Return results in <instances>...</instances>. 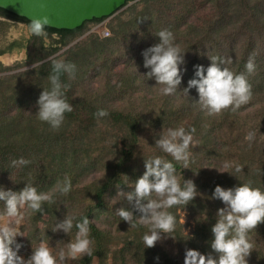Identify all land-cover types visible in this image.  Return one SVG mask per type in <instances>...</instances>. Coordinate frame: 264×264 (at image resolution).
<instances>
[{
    "label": "trees",
    "instance_id": "16d2710c",
    "mask_svg": "<svg viewBox=\"0 0 264 264\" xmlns=\"http://www.w3.org/2000/svg\"><path fill=\"white\" fill-rule=\"evenodd\" d=\"M140 3L141 8L138 7ZM0 12L26 25L30 21L2 8ZM106 18L87 21L72 30L46 26L48 36L56 34L59 38L55 45L47 48L42 37L35 35H31L25 45L20 43V47H25L27 51L25 65L35 64V68L30 72L0 76V186L19 191L25 183L31 182L38 191H48L65 176L73 181L81 169H99L100 176L93 178L78 192L71 187L67 193H53V199L42 204L46 215L31 210L28 214L31 215L29 221L36 229L34 232L42 234L44 230L42 239L52 247L54 256L75 236V223L84 217L89 219L92 252L74 259L76 264H91L94 257L105 253L113 232L100 229L92 218L95 212L109 205V192L114 193L117 188L128 190L130 183L142 175L143 171L137 170L139 157L134 152L143 133L158 139L160 132L168 127L194 128L193 140L197 144L193 146L190 142V151L201 152L214 160L228 153L234 159L232 165L238 163L242 166L241 172L233 173L235 176L225 172L216 176L207 174L194 180L197 196L186 205H174V209L176 206L186 208L196 219L200 218L206 223L212 220L214 224L217 209L223 207L220 200L210 199L216 185L230 188L248 183L264 191V0H141L126 12L111 18L109 37L89 33L73 43L87 24ZM162 28L173 32L175 42L184 52L185 63L182 67L186 71L182 73L181 88L186 87L187 81L193 78L194 65L207 67L211 63L207 55L231 57L232 62L226 66L234 73L244 72L251 86L248 102L235 111L229 108L208 116L192 103V99L197 98L195 89L189 90L190 97L183 93H160L154 86V80L141 76L147 71L143 67L141 53L158 42L155 34ZM250 57L255 70L247 73L245 63ZM52 59H64L76 65L74 78L69 79L64 73L60 75L62 83L68 85L64 93L72 105V111L65 113L62 125L56 130L35 118L36 101L42 90L34 91L27 80L28 75H35L37 81L41 78L47 80ZM122 61L124 63L119 66ZM13 69L15 67H5L0 63V73ZM85 81L87 93L82 89ZM94 82L98 85L94 86ZM28 93L32 94L29 98ZM136 95L152 100L149 113L138 106L129 105ZM98 109L106 110L107 115L97 117L95 113ZM249 131L254 133L252 141L245 139ZM101 140L107 141L108 148L96 146ZM191 156L189 164L191 170H195L197 167L192 164ZM20 157L30 163L20 167L10 166L13 159ZM166 158H170L176 172L189 179L190 170L184 168L183 162L169 156ZM95 164L100 167L97 168ZM227 171L232 172V169ZM73 192L81 194V213L74 217L71 232H53L52 226L64 218L67 207L76 203L75 199L67 198L75 196ZM173 208L170 210L174 211ZM2 213L3 204L0 202V215ZM138 215L134 211V216ZM44 217L48 219L44 220ZM41 223L42 229L39 227ZM200 224L199 228L204 230L201 221ZM182 227L175 220L174 229L165 236L176 238L178 244L185 243L190 248L189 236L183 234ZM147 231L148 227L140 224L130 228L131 233L119 250L123 257L126 252L132 255L135 247L144 246L142 236ZM198 237L201 238L199 234ZM208 238L211 239L212 235ZM249 240L252 249L246 258L247 264H264V221L250 231ZM18 242L22 243V247L28 244L21 240ZM207 246L211 251L210 245L196 244L192 248L199 249L198 252L206 256L210 253ZM159 249L156 264H182L184 257L179 259L169 255L162 245ZM152 250L146 254L157 258ZM138 259L145 258L141 254ZM57 262L63 263L59 257Z\"/></svg>",
    "mask_w": 264,
    "mask_h": 264
},
{
    "label": "clouds",
    "instance_id": "9594fccd",
    "mask_svg": "<svg viewBox=\"0 0 264 264\" xmlns=\"http://www.w3.org/2000/svg\"><path fill=\"white\" fill-rule=\"evenodd\" d=\"M49 25L46 15L31 18L27 24L30 35L47 37L45 31ZM158 42L147 47L141 53L143 67L147 70L141 76L155 81L154 86L164 95H175L183 93L189 96V90L195 89L197 98L192 103L198 106L205 115L219 114L225 109L231 108L235 111L240 105L248 102L251 96V86L244 72L234 73L226 65L232 62L231 57H219L213 55L208 57L211 63L194 65L193 78L187 81L186 87L181 88L182 73L186 71L182 67L185 63L184 52L181 46L175 42L174 34L167 28L160 29L156 34ZM52 69L48 75V86L41 91L36 104L35 118L46 122L53 129H58L64 119L65 113L72 111V105L66 100L64 89L67 84L60 80L61 73L67 74L69 79L74 78L76 65L64 59H52ZM136 70L137 67L134 64ZM247 73L255 70V64L250 57L245 63ZM97 117L107 115L106 110L98 109ZM194 128L186 130L183 126L168 127L155 139V147L161 152L172 157L173 160L183 162L184 168L189 164V145L193 140ZM254 133L249 131L245 139L252 141ZM30 161L24 157L13 159L12 167H20L29 164ZM223 169H232L227 172L231 175L242 171L240 164L231 165L225 162ZM145 171L130 183L127 191L119 188L116 195L122 197L128 207H118L116 215L127 222L131 227L137 224L145 225L149 231L142 236L145 247L150 248L171 232L175 227V217L168 211L174 205H186L195 196L197 188L192 179H178L173 163L161 156H153L144 159ZM235 176V175H234ZM71 188V180L65 176L58 180L49 191H38L31 183L19 191L5 189L0 186V202L3 204L2 215L7 218H15L18 224L23 216L21 209L31 212H41L43 202L51 201L53 193H67ZM155 196L156 198H152ZM210 199H218L223 207L217 209L216 221L211 227L212 239L210 248L215 253L201 254L197 250L188 249L185 253L184 264H247L249 251L252 244L249 233L264 221V191L252 187L248 183L239 186L224 188L216 185L211 193ZM134 211L138 216H134ZM74 217L66 215L62 220L52 226V231H63L69 233L74 226ZM77 229L75 238L70 240L61 248L58 256L63 260L65 256L73 258L81 254H91L92 241L89 237V219L84 217L75 223ZM17 236H24L12 223L0 225V264H58L57 257L52 254L47 240L41 239L32 246V252L26 259L19 255L23 246L17 242ZM158 259V257L156 258Z\"/></svg>",
    "mask_w": 264,
    "mask_h": 264
},
{
    "label": "rangeland",
    "instance_id": "374dc122",
    "mask_svg": "<svg viewBox=\"0 0 264 264\" xmlns=\"http://www.w3.org/2000/svg\"><path fill=\"white\" fill-rule=\"evenodd\" d=\"M141 1V0H138ZM137 2V1H136ZM136 2H129L125 7H123L121 10H119L117 13H115L113 16L121 14L123 12H126V10L133 5ZM139 8L142 7V4L140 3L138 5ZM127 14V13H126ZM108 17L105 20H102L100 22H94V23H89L87 24L84 32L78 36L73 43L78 42L79 40L85 38L89 32L95 27V25H97L98 23H103L105 27H108L109 23L111 22V18L113 17ZM27 25L25 23H16V24H11V23H7V25H1L0 28L3 29V31H1L0 33V46H2L5 43H8L10 41H13L15 39H18L20 41H22L21 43H26V41L31 37V35L28 33L27 31ZM110 30V29H109ZM43 42L45 44V46L47 48H49L52 45H55V42L59 39L58 36L56 34H52L51 36H48L46 38L42 37ZM64 49L60 50L57 54L61 53ZM2 58H7V59H11L12 62L9 65H6L5 63H3V61L1 60ZM27 61V51L25 49V47H20V49H14L12 52L10 53H5L4 55H2V57H0V63L5 66V67H15V69L8 71V72H4V73H0L1 75H9V74H15V73H19V72H24V71H28L30 72L33 68H35V64L34 65H25ZM122 63H124L123 61L121 62V64H119V66L122 65ZM30 74V73H29ZM35 75H28V85H30L31 87H33L34 91L37 90H43V88L48 86V81L45 78H41V79H34ZM34 85V86H33ZM90 85V83H89ZM92 85V82H91ZM98 83L94 82V86H97ZM83 92L87 93V82L85 81L83 83ZM33 93V92H32ZM32 94L28 93V98L31 96ZM151 99H148L144 96H137L135 97L134 101L132 103H130L129 105L135 107L138 106L140 110H144V112L149 113V111L152 109V107L150 106L151 103ZM122 105H124V103H122ZM135 109V108H134ZM254 111H252L253 113ZM245 131H248L247 128L244 129ZM254 130V129H252ZM147 133V132H146ZM155 135V134H154ZM143 137V138H142ZM140 140H138L139 142L136 144L135 147V156L139 157L138 159V167L137 170H142L143 172L145 171L144 168V159H148L150 157L153 156H161L165 159H167L166 157H171L170 155L163 153L160 151L159 148L155 147V139L154 137H150L146 134H141L139 136ZM110 138H108L107 136V140H109ZM264 141V139H263ZM107 141H99L96 146L97 147H107L106 145ZM120 143V142H119ZM192 145L195 146L197 144L196 140H192ZM95 146V147H96ZM120 146V144H119ZM264 147V145L262 146ZM108 148V147H107ZM190 155H192V164L197 167V169H192L191 170V164H188V168L190 170V175H189V179L194 180H198L199 178H203L204 176H206L207 174H211L213 176L216 175H220L221 172H218L217 170L220 171H227L228 169H223L222 165L227 162L229 164L232 165L234 159H231L230 156L228 155V153H226L225 155H223L222 157H216V159L214 160L213 158H208L206 155L197 153V151L194 150H189ZM168 160H170V158H168ZM171 161V160H170ZM95 166L98 168L100 167L99 165ZM217 169V170H216ZM99 169L97 170L96 168H92V169H81L78 172V175L76 176V178L71 181V187L78 192L84 185H88L92 182V179L95 177L100 176V172H98ZM142 172V174H143ZM225 173V172H223ZM176 175L178 177V179L182 180L183 176L181 175V173L176 172ZM45 184V183H44ZM42 184V185H44ZM119 189L117 188L116 191L114 193H112L113 191L109 192V196H108V203L109 205H107V207L103 208L102 210H99L97 212H95V214L93 215V221L94 223L97 224V226L104 230L107 229L109 231L113 232V235H111L110 241H108V245H106L105 247V253L103 254V256H98V257H94L91 261V264H156L158 259H156L155 257H151L150 255H147L146 252L150 251L152 249L153 252L156 253V256L159 257V253H160V245H162V249L167 251L169 253V255H175L177 256L179 259H181V257L185 258V253L186 250L188 249H194L199 251V249L197 248H192L193 245L196 246V244H202V245H210V241L211 239L208 238V236L212 235L211 233V225H213V221L210 220L208 223H206L203 220L196 219L194 217V215H192V212L188 209H181L178 206H176V209L173 208L174 211L170 212L173 214V216L175 217V220H178V222L183 226L182 227V231L184 235L189 236V246L190 248L185 244V243H179V240L174 238L172 239L171 237L168 236H163V238L159 241H157L155 243V245L153 247L147 248L144 246H139V247H135L136 249H134L133 254L131 255L129 252L125 253V256L123 257L122 253L119 252V250L125 245V238L128 237V234L131 233L130 231V226L127 222L121 220V218L116 215V209L118 207H128L127 202L125 203V200L116 195V192ZM124 191V188L122 189ZM49 191V190H48ZM75 192H73L72 194H76ZM81 197V194H76L73 197L67 196L68 199H75L76 203L73 206L67 207L68 211L65 212V215H70L72 217H76L78 216V214L81 213L82 208L79 206L81 205L82 200L79 199ZM152 198H156L155 196H153ZM21 212H23V216L20 219V222L18 224L14 223V219L15 218H7L4 217L3 215H0V225H3L4 223H12V225L20 232H22V234L24 236H17L16 240L17 242L19 240L23 241V243H28L26 247H21V249L19 250V255H21L22 257H24L25 259L30 256L31 252H32V246L35 247L34 245L36 243H38L43 235H44V230H42V234H36V229L33 227V224H31L30 217L31 215L28 216V214L30 213V210L27 209H21ZM27 212V213H26ZM44 220H47L48 217H44ZM214 220V219H213ZM200 221L203 223V228H199ZM205 223V224H204ZM199 224V225H198ZM205 225V227H204ZM40 229H42L43 227V223L39 224ZM130 227V228H129ZM210 228V229H209ZM203 231H202V230ZM198 234L201 236L198 237ZM75 238L72 237L69 239L73 240ZM200 241H199V239ZM50 239V238H49ZM26 240V241H25ZM63 247V246H62ZM61 247V248H62ZM152 248V249H151ZM51 251L53 250L52 247H50ZM65 251L66 248H65ZM207 251H209L208 246H207ZM210 253H212L213 255H215V253L211 250L209 251ZM142 254V256L145 258L143 260H139V256ZM56 257L58 256V253L55 254ZM81 255H78L77 257L73 258L71 256H67L65 257L62 261L63 263L61 264H76L77 262L75 261L76 259L78 260V257ZM124 259H127L125 261H123ZM75 259V260H74ZM182 264H184V260H182Z\"/></svg>",
    "mask_w": 264,
    "mask_h": 264
},
{
    "label": "water",
    "instance_id": "95a60500",
    "mask_svg": "<svg viewBox=\"0 0 264 264\" xmlns=\"http://www.w3.org/2000/svg\"><path fill=\"white\" fill-rule=\"evenodd\" d=\"M138 0H0V8L28 20L46 15L48 27L76 29L87 21L111 17Z\"/></svg>",
    "mask_w": 264,
    "mask_h": 264
},
{
    "label": "flooded vegetation",
    "instance_id": "af4514ba",
    "mask_svg": "<svg viewBox=\"0 0 264 264\" xmlns=\"http://www.w3.org/2000/svg\"><path fill=\"white\" fill-rule=\"evenodd\" d=\"M7 23H11V24H16V23H21L17 20H15L14 18L10 17V16H6L3 15V13L1 14L0 12V27L1 25H7ZM1 31H3L2 28H0V33ZM22 41L15 39L13 41H10L8 43L3 44L2 46H0V57H2V55H4L5 53H10L12 52L14 49H20V43ZM17 43V44H15Z\"/></svg>",
    "mask_w": 264,
    "mask_h": 264
},
{
    "label": "built area",
    "instance_id": "2783aa9c",
    "mask_svg": "<svg viewBox=\"0 0 264 264\" xmlns=\"http://www.w3.org/2000/svg\"><path fill=\"white\" fill-rule=\"evenodd\" d=\"M89 33H97L100 37H109L110 30L103 23H98Z\"/></svg>",
    "mask_w": 264,
    "mask_h": 264
},
{
    "label": "bare ground",
    "instance_id": "6f19581e",
    "mask_svg": "<svg viewBox=\"0 0 264 264\" xmlns=\"http://www.w3.org/2000/svg\"><path fill=\"white\" fill-rule=\"evenodd\" d=\"M3 61V63H5L6 65L11 64L12 60L11 59H7V58H2L1 59Z\"/></svg>",
    "mask_w": 264,
    "mask_h": 264
}]
</instances>
